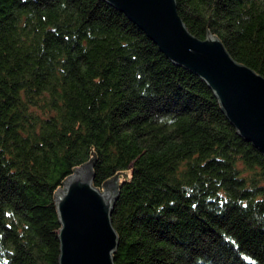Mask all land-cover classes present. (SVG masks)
<instances>
[{
    "label": "trees",
    "instance_id": "16d2710c",
    "mask_svg": "<svg viewBox=\"0 0 264 264\" xmlns=\"http://www.w3.org/2000/svg\"><path fill=\"white\" fill-rule=\"evenodd\" d=\"M264 76V0H176ZM121 176L117 264H264V154L109 0H0V264H60L54 190Z\"/></svg>",
    "mask_w": 264,
    "mask_h": 264
},
{
    "label": "water",
    "instance_id": "95a60500",
    "mask_svg": "<svg viewBox=\"0 0 264 264\" xmlns=\"http://www.w3.org/2000/svg\"><path fill=\"white\" fill-rule=\"evenodd\" d=\"M125 11L174 62L200 75L216 94L235 130L264 154V76L235 59L208 27L205 37L193 34L177 10L176 0H109ZM54 190L61 226L60 264H117L119 232L112 220L121 176L116 172L94 183L97 153Z\"/></svg>",
    "mask_w": 264,
    "mask_h": 264
}]
</instances>
